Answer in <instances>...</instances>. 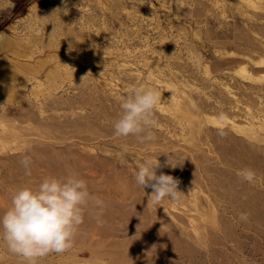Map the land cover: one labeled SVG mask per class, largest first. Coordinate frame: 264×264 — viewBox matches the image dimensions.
<instances>
[{"label":"rangeland","instance_id":"obj_1","mask_svg":"<svg viewBox=\"0 0 264 264\" xmlns=\"http://www.w3.org/2000/svg\"><path fill=\"white\" fill-rule=\"evenodd\" d=\"M0 45V67L26 79L0 83V216L53 175L78 174L106 204L102 225L90 208L74 247L39 264H264V0H0ZM140 83L162 93L146 144L113 128ZM145 157L179 179V202L148 203ZM0 264H25L2 237Z\"/></svg>","mask_w":264,"mask_h":264},{"label":"clouds","instance_id":"obj_2","mask_svg":"<svg viewBox=\"0 0 264 264\" xmlns=\"http://www.w3.org/2000/svg\"><path fill=\"white\" fill-rule=\"evenodd\" d=\"M161 102L162 93L157 88L143 83L132 85L120 98L121 113L113 124L114 135L133 136L141 144L156 141V111ZM218 119L223 123L228 117L219 113ZM217 133L222 138L227 135L224 127L218 128ZM128 150L127 144L121 146L117 153L121 162ZM21 164L30 176L31 158L25 156ZM182 165L174 155L167 154L164 166L175 169ZM160 167L157 157L142 159L134 173L136 184L143 190H152L148 197L152 205H161L166 199L179 202L183 194L178 190L179 179L162 172L157 174ZM237 175L250 184L256 179V172L248 167L238 170ZM105 207L104 200L91 192L86 180L78 174L47 176L34 187L23 185L12 192L10 206L0 216V237L9 253L25 264H39L51 254L62 255L74 247L90 208L97 210L93 218L102 225ZM238 218L247 222L249 214L242 212Z\"/></svg>","mask_w":264,"mask_h":264},{"label":"bare ground","instance_id":"obj_3","mask_svg":"<svg viewBox=\"0 0 264 264\" xmlns=\"http://www.w3.org/2000/svg\"><path fill=\"white\" fill-rule=\"evenodd\" d=\"M45 23V22H44ZM46 25V24H45ZM40 35V34H39ZM49 36V35H48ZM1 37H2V35H1ZM31 37V36H30ZM35 37V36H34ZM6 38V37H5ZM8 38V37H7ZM29 38V37H28ZM28 38H26V39H28ZM3 39V38H2ZM33 39V38H32ZM4 40V39H3ZM25 40V39H24ZM9 41V40H8ZM11 41H13V40H11ZM26 41V40H25ZM14 42H15V40H14ZM29 42V41H28ZM10 43V42H9ZM21 43V42H20ZM7 45H9V44H7ZM6 45V46H7ZM23 45V44H22ZM1 46V45H0ZM5 46V45H4ZM11 46H13V45H11ZM24 46H26V45H24ZM23 46V47H24ZM15 47V46H14ZM17 47V46H16ZM3 48V47H2ZM10 48V47H9ZM26 48V47H25ZM14 49V48H13ZM1 50V49H0ZM7 50V49H6ZM35 50V49H34ZM33 50V51H34ZM37 50V49H36ZM13 51V50H12ZM19 51V50H18ZM20 52V51H19ZM23 52V51H22ZM14 53H16L15 51H14ZM21 53V52H20ZM25 53V52H24ZM27 53V52H26ZM30 53H32V52H30ZM22 54V53H21ZM24 55V54H23ZM27 55V54H26ZM29 55V54H28ZM31 55V54H30ZM27 57V56H26ZM25 62V61H24ZM24 62H23V64L22 65H24ZM42 62H43V60H42ZM16 63V62H15ZM22 63V62H21ZM29 63V62H28ZM40 64H41V59H40V62H39ZM19 64V62L17 63V65ZM20 65V64H19ZM42 65V64H41ZM0 66H1V64H0ZM14 66H16V65H14ZM26 66V65H25ZM27 66H28V64H27ZM10 67H11V65H10ZM13 67V66H12ZM11 67V68H12ZM24 67V66H23ZM36 67H37V65H36ZM11 68H2V67H0V75L4 78L5 77V80H0V83H2V84H4L6 87H8V88H10V89H12V90H14V89H16L17 87L19 88V86H26L25 85V82H26V79H25V77H24V72L21 74L20 72H16V70L14 71L13 69H11ZM29 68V67H28ZM244 70V69H243ZM23 71V70H22ZM33 71V70H32ZM13 78H16V79H13ZM15 80H16V82H15ZM18 82V83H17ZM23 88V87H22Z\"/></svg>","mask_w":264,"mask_h":264}]
</instances>
